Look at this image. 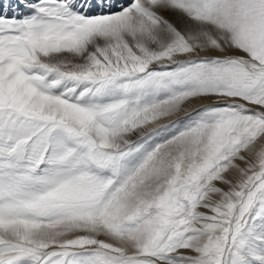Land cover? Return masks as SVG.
Returning <instances> with one entry per match:
<instances>
[{
	"label": "snow or ice",
	"instance_id": "1",
	"mask_svg": "<svg viewBox=\"0 0 264 264\" xmlns=\"http://www.w3.org/2000/svg\"><path fill=\"white\" fill-rule=\"evenodd\" d=\"M0 264H264V0H0Z\"/></svg>",
	"mask_w": 264,
	"mask_h": 264
},
{
	"label": "rangeland",
	"instance_id": "2",
	"mask_svg": "<svg viewBox=\"0 0 264 264\" xmlns=\"http://www.w3.org/2000/svg\"><path fill=\"white\" fill-rule=\"evenodd\" d=\"M181 115H183V113H181ZM172 119H174V117L172 118ZM169 121L166 119V120H163V121H161V123H168Z\"/></svg>",
	"mask_w": 264,
	"mask_h": 264
},
{
	"label": "bare ground",
	"instance_id": "3",
	"mask_svg": "<svg viewBox=\"0 0 264 264\" xmlns=\"http://www.w3.org/2000/svg\"><path fill=\"white\" fill-rule=\"evenodd\" d=\"M7 3V0H5V4ZM11 14V13H10Z\"/></svg>",
	"mask_w": 264,
	"mask_h": 264
}]
</instances>
